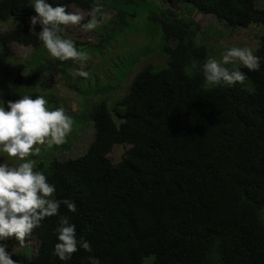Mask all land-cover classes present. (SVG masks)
Returning a JSON list of instances; mask_svg holds the SVG:
<instances>
[{
    "label": "trees",
    "instance_id": "trees-1",
    "mask_svg": "<svg viewBox=\"0 0 264 264\" xmlns=\"http://www.w3.org/2000/svg\"><path fill=\"white\" fill-rule=\"evenodd\" d=\"M142 1L110 0L121 29L129 22L126 10ZM161 1L167 9L150 13L147 28L158 36L166 63L143 67L113 102H93L87 115L93 136L83 153L61 157L49 149L34 164L55 185L57 198L75 202L76 213H66L63 205L59 211L70 216L92 251L81 249L60 261L52 254L57 220L46 217L23 244L7 241L17 264H88L90 255L100 264H144L148 258L154 264H264V6L257 8L256 0ZM30 2L0 0V21L16 20L0 33V87L10 80L26 93L52 66L39 56L25 75L11 64L13 43L36 52L44 48L29 31L35 15ZM95 2L56 1L66 11L89 9ZM174 3L212 14L230 29L259 24L253 54L260 67L248 71L238 65L246 76L243 84L206 85L201 65L209 47L196 41L200 24L178 16ZM73 64L62 61L63 68ZM117 144L127 148L113 162L108 155ZM33 238L38 247L32 257L13 251Z\"/></svg>",
    "mask_w": 264,
    "mask_h": 264
},
{
    "label": "rangeland",
    "instance_id": "rangeland-1",
    "mask_svg": "<svg viewBox=\"0 0 264 264\" xmlns=\"http://www.w3.org/2000/svg\"><path fill=\"white\" fill-rule=\"evenodd\" d=\"M56 1L46 0L52 6ZM159 1L161 0L142 1L132 8H129L132 5H123V9L129 8L126 10L129 22L123 29L118 25L117 11L110 0H96L89 9L70 7V12H78L82 15L81 24L92 18L89 13H93L97 21L96 27L91 30H84L80 25H67L63 26L64 31L61 33L63 37L71 39L78 50L87 53L89 59L84 64V70L89 74L87 78L75 74L79 68L78 64L63 68L62 62L51 58L45 48L36 52L37 50L32 46L11 44L14 53L11 64L15 70L23 69L25 75L29 64L39 56L52 63L51 68L43 75L40 84L32 93L44 96L47 109L51 110L52 106L56 105L73 117L72 131L65 138L64 143L58 146L39 145V153L35 156L30 155L26 159L32 160L35 164L40 156L49 154V149L51 153L55 152L61 157L83 153L93 136V128L87 116L93 102L101 99L113 102L127 93L133 78L143 67L166 63V54L156 45L158 36L156 38L151 36L147 28L149 14L168 7L167 4ZM188 5L174 3L172 10L178 16L191 17L200 24L196 41L209 47L207 58L219 60L221 54L229 47H248L252 51L256 48L261 34L259 24H252L248 28L230 29L212 14L201 13ZM256 6L262 8L264 0H256ZM15 24L14 19L0 21V33L6 32ZM12 93H16V100L21 95L32 94L16 90L10 80L5 87H0V99L8 101L5 96ZM126 148L127 146L123 144L115 145L108 155L109 159L113 162L119 161ZM37 247L38 241L33 238L27 244L13 248V251L32 257ZM144 264H154L153 259L148 258Z\"/></svg>",
    "mask_w": 264,
    "mask_h": 264
},
{
    "label": "clouds",
    "instance_id": "clouds-1",
    "mask_svg": "<svg viewBox=\"0 0 264 264\" xmlns=\"http://www.w3.org/2000/svg\"><path fill=\"white\" fill-rule=\"evenodd\" d=\"M29 4L35 13L29 19V31L36 34L51 58L61 62L71 60L79 65L75 74L87 78L89 74L84 70L89 59L87 53L58 33L67 25L93 29L97 24L94 14L89 13L92 18L81 24L82 15L66 11L63 4L52 6L46 0H31ZM36 25L40 28L38 32ZM238 65L255 71L260 62L248 47H229L219 60L209 57L201 65L204 83L211 87L243 84L246 76ZM46 103L42 95L33 98L25 94L16 101L0 99V264H17L11 258L13 253L6 250L7 241L11 238L23 244L46 217L57 220L52 254L60 261L70 260L81 249L92 251L90 242L77 234L75 224L66 214L77 212L75 202L57 198L55 185L42 171L34 170L32 160L26 159L39 153V145H61L72 131V118L59 108L47 109ZM61 205L66 209L64 214L59 211ZM87 260L88 264H100L99 258L91 255Z\"/></svg>",
    "mask_w": 264,
    "mask_h": 264
}]
</instances>
